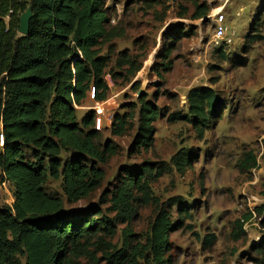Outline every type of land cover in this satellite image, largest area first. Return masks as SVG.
<instances>
[{"label": "trees", "instance_id": "16d2710c", "mask_svg": "<svg viewBox=\"0 0 264 264\" xmlns=\"http://www.w3.org/2000/svg\"><path fill=\"white\" fill-rule=\"evenodd\" d=\"M207 1H193L189 17L207 16L209 5L217 0ZM103 4V0H0V181L13 187L11 205L0 206V264H74L73 258L86 251V244L102 251L105 264H170L169 232L189 215L179 198L167 205H177V220L172 221L158 205L142 242L124 241L118 247L106 241L114 237L118 222L128 224L140 204L155 201L149 181L163 168L149 163L134 171L125 169L116 185L102 194L99 206L64 207V200L85 199L100 186L101 166L116 154L112 142H101L94 128V111L78 117L76 110L89 91L94 102L107 99L103 75L108 45L120 36L106 28ZM27 8L31 11L28 32L20 35L19 16ZM225 46L214 50L223 60L228 59ZM104 47L107 54L102 53ZM120 56L117 67H126V75L134 76L140 63L124 52ZM186 98L185 114L171 117L187 121L201 135L218 114L217 95L200 86L189 90ZM137 102L135 151L150 146L158 117V110L142 96ZM135 109L133 104L129 112L113 115L112 135L131 128ZM247 157V163L255 165L250 153ZM193 160L187 150L171 157L181 172ZM48 179L60 182L61 196L46 192ZM254 211L264 228V206ZM251 215L247 213L244 221ZM241 227L238 221L239 232ZM213 241L214 235L206 234L205 248ZM250 248L256 254L253 263L264 264V233Z\"/></svg>", "mask_w": 264, "mask_h": 264}, {"label": "rangeland", "instance_id": "374dc122", "mask_svg": "<svg viewBox=\"0 0 264 264\" xmlns=\"http://www.w3.org/2000/svg\"><path fill=\"white\" fill-rule=\"evenodd\" d=\"M103 1L106 28L120 36L108 45L103 75L107 99L94 102L89 91L76 110L78 117L94 111V128L101 142H112L116 154L101 166L100 186L85 199L64 200V207L99 206L100 197L116 185L123 170L134 171L150 163L164 169L149 181L155 201L140 204L128 224L118 222L114 237L106 241L118 247L124 241L142 242L158 205L172 221L177 220V205H167L179 198L189 215L169 232L170 264H254L256 254L250 247L264 233L254 211L264 206V0H227L223 8L224 0H217L200 19L189 17L194 11L192 2L209 4L207 0ZM217 10H222L231 37V43L223 47L227 60L214 52L219 45L211 41L214 24L208 15ZM123 52L140 63L134 76L126 75V67H117ZM102 53L107 54L106 47ZM200 86L215 91L219 108L201 135L187 121L171 117L185 114L187 93ZM139 96L158 110V117L150 146L135 151ZM133 104L131 128L120 136L112 135L113 115L129 112ZM180 150L194 157L183 172L171 162ZM249 153L255 165L247 163ZM45 190L62 195L59 181L48 179ZM12 192L10 184L0 181V206L11 205ZM247 213L253 215L244 221ZM238 221L242 222L240 232ZM124 234L129 235L124 238ZM206 234L214 235L209 248L203 244ZM84 247L86 251L73 258L74 264H105L102 251L91 244Z\"/></svg>", "mask_w": 264, "mask_h": 264}, {"label": "built area", "instance_id": "2783aa9c", "mask_svg": "<svg viewBox=\"0 0 264 264\" xmlns=\"http://www.w3.org/2000/svg\"><path fill=\"white\" fill-rule=\"evenodd\" d=\"M209 18L212 19L214 28L212 33L211 41L214 45H220V44H230L231 43V37L227 35L228 29L223 24L224 22V16L222 14V10L212 12L208 15ZM233 32H230V35H232ZM264 213V212H263ZM253 215V213H252ZM264 229V228H262Z\"/></svg>", "mask_w": 264, "mask_h": 264}, {"label": "water", "instance_id": "95a60500", "mask_svg": "<svg viewBox=\"0 0 264 264\" xmlns=\"http://www.w3.org/2000/svg\"><path fill=\"white\" fill-rule=\"evenodd\" d=\"M31 17V11L27 8L20 16H19V25L17 32L20 35H26L28 32V22Z\"/></svg>", "mask_w": 264, "mask_h": 264}, {"label": "crops", "instance_id": "0c3cea01", "mask_svg": "<svg viewBox=\"0 0 264 264\" xmlns=\"http://www.w3.org/2000/svg\"><path fill=\"white\" fill-rule=\"evenodd\" d=\"M229 2H227V0H224L223 4H221V8L225 7L226 5H228Z\"/></svg>", "mask_w": 264, "mask_h": 264}, {"label": "bare ground", "instance_id": "6f19581e", "mask_svg": "<svg viewBox=\"0 0 264 264\" xmlns=\"http://www.w3.org/2000/svg\"><path fill=\"white\" fill-rule=\"evenodd\" d=\"M217 11H219V10H217Z\"/></svg>", "mask_w": 264, "mask_h": 264}]
</instances>
